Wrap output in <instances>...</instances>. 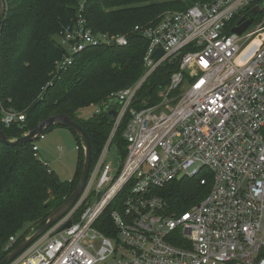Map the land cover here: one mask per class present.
Instances as JSON below:
<instances>
[{
  "label": "built area",
  "instance_id": "obj_1",
  "mask_svg": "<svg viewBox=\"0 0 264 264\" xmlns=\"http://www.w3.org/2000/svg\"><path fill=\"white\" fill-rule=\"evenodd\" d=\"M257 6L263 11L253 17ZM243 17L254 20L235 33ZM133 31L149 42L144 71L111 95V106L103 105L113 124L80 198L10 264H264V3H197ZM59 37L68 52L59 69L89 47L129 43L127 34L94 32L84 2ZM166 63L178 66L170 82L156 101L140 100L144 84ZM1 120L10 126L25 114L10 108ZM126 120L128 152L115 168L106 157ZM34 150L40 159L37 144ZM183 178L210 180V191L171 213L156 191ZM109 207L113 233L106 235L96 223ZM16 241L11 237L5 250Z\"/></svg>",
  "mask_w": 264,
  "mask_h": 264
},
{
  "label": "trees",
  "instance_id": "obj_2",
  "mask_svg": "<svg viewBox=\"0 0 264 264\" xmlns=\"http://www.w3.org/2000/svg\"><path fill=\"white\" fill-rule=\"evenodd\" d=\"M211 1L5 0L6 14L0 31V126L6 136L21 137L49 117L67 114L89 136L92 168L113 124V113L103 105L113 93L138 81L144 71L149 42L135 34L134 27L157 21L165 11H183ZM254 1L264 3V0ZM81 2L94 32L127 34L129 43L124 47H89L74 54L70 65L59 69L57 62L68 52L57 37L73 22ZM177 69L176 63L158 68L142 87L140 100L150 97L156 101L159 90L170 82ZM93 106H102V111L88 117L79 115L82 109ZM134 106L142 107L140 103ZM10 108L23 112L25 121L6 126L1 119L3 110ZM126 123L127 120L113 139L121 162L128 152L123 135ZM55 126L60 125L46 128L44 134ZM71 132L78 142L79 156L70 180H61L47 162L35 157L34 145L39 138L15 146L0 140V261L43 226L77 187L84 164V144L78 134ZM209 191L210 180L207 185H201L199 178H183L167 183L156 193L167 202L169 212L182 213L199 203ZM111 209L107 208L96 223L106 235L113 233ZM11 237H17V241L5 250Z\"/></svg>",
  "mask_w": 264,
  "mask_h": 264
},
{
  "label": "water",
  "instance_id": "obj_3",
  "mask_svg": "<svg viewBox=\"0 0 264 264\" xmlns=\"http://www.w3.org/2000/svg\"><path fill=\"white\" fill-rule=\"evenodd\" d=\"M263 9L259 6L254 7L251 11L252 16L254 17L257 14H260ZM6 14V2L5 0H0V31L2 28L3 20ZM253 17L247 21L245 17H243L240 22L244 21L241 26L233 29L235 33L241 34L252 22ZM163 51L158 49L154 53V57L157 59L162 55ZM117 99L113 100V103H116ZM115 114V113H114ZM60 125L70 129L71 131L78 134L84 144V164L82 175L80 177V181L73 191V193L66 199V201L60 205L56 210H54L47 218L46 222L39 229L31 233L28 237L24 239V241L16 247L13 251L8 253L1 261L0 264H10L15 258H17L21 253H23L30 245H32L36 240H38L41 236H43L51 227H53L63 216H65L77 203L78 199L82 191L84 190L88 177L90 175L91 166H92V145L89 139V136L82 128V126L74 120L71 116L67 114H57L49 117L44 120L36 129H33L21 137L15 139H9L3 128L0 126V140L9 144V145H22L28 142L35 141L41 134L44 133L45 129L53 126ZM71 221L67 222L62 228H67L71 225Z\"/></svg>",
  "mask_w": 264,
  "mask_h": 264
},
{
  "label": "rangeland",
  "instance_id": "obj_4",
  "mask_svg": "<svg viewBox=\"0 0 264 264\" xmlns=\"http://www.w3.org/2000/svg\"><path fill=\"white\" fill-rule=\"evenodd\" d=\"M261 19L262 16H258L251 27L257 26ZM57 39L60 41L59 36ZM97 108L98 106H93L91 108L82 109L79 111V115L88 117L93 114L94 110ZM77 143L76 137L70 129L62 126H55L45 133V138L37 140V145L40 149V159L47 162L49 167L54 170L61 180H70L74 176L78 165L79 152ZM106 158L115 168L119 167L121 158L115 144H112L110 147Z\"/></svg>",
  "mask_w": 264,
  "mask_h": 264
},
{
  "label": "crops",
  "instance_id": "obj_5",
  "mask_svg": "<svg viewBox=\"0 0 264 264\" xmlns=\"http://www.w3.org/2000/svg\"><path fill=\"white\" fill-rule=\"evenodd\" d=\"M39 151H40V149L38 150V154H39Z\"/></svg>",
  "mask_w": 264,
  "mask_h": 264
}]
</instances>
